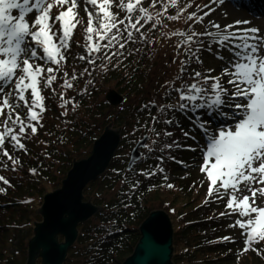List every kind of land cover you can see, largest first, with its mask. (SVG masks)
Here are the masks:
<instances>
[{
  "label": "snow or ice",
  "instance_id": "snow-or-ice-1",
  "mask_svg": "<svg viewBox=\"0 0 264 264\" xmlns=\"http://www.w3.org/2000/svg\"><path fill=\"white\" fill-rule=\"evenodd\" d=\"M224 2L212 0V3ZM143 3L144 0H0V155L13 165L18 164L19 160L9 153L6 143L13 149L26 152L22 140L30 139L37 134L39 127H43L40 121L47 110L43 91L51 89L55 94L52 85L57 80L56 73L61 72L67 63L66 53L70 51L77 26L84 24L79 18L81 4L87 15V26L84 27L85 53L78 55V59L95 64V58L101 54L108 60L123 56L127 45L136 43L137 39L145 44L153 43L142 29L148 24L152 28L161 25L159 17L162 13L157 11L153 16ZM157 3L165 12L169 6L178 9L177 15L167 17L169 20L180 18V0H151V7L155 8ZM121 11L124 12L123 18L120 17ZM214 11V8L210 9L203 15L192 12L186 17V23L202 24L204 18ZM209 23L216 31L172 32L171 36L182 37L173 47L177 53L183 49L189 61L202 64L199 53L204 41L201 37H211L208 50L212 51L215 45L216 58L226 64L221 73L211 76L194 69L189 71L188 63L180 60L179 74L162 86L161 99L174 98V103L152 100L142 107L148 110L152 125L179 127L185 138L195 140V136L190 135L192 129L184 131L176 119L179 113L192 121L193 128L204 135L206 143L200 149L203 153L201 172L206 173L209 181L207 196L213 201H226L225 207L230 211L222 212L221 216L239 217L229 227H238L245 237L242 251H257L253 245L264 242V207L257 206V197H264V29L251 26V21L247 20H236L224 26L214 21ZM164 35L167 38L169 34ZM224 49L231 54V59L220 54L219 50ZM212 71L209 69L208 73ZM84 73H88V68ZM67 77L65 71L61 87L71 88L73 85ZM75 79L77 77L73 74L72 80ZM60 98L63 101L60 107L66 108L70 101L64 99L63 93ZM152 108L156 109V115L152 114ZM62 115H67V111ZM204 116L210 119L205 120ZM213 119L221 121L215 132L208 127ZM150 130L157 138L174 136L167 127L162 132L155 127ZM151 143L155 145L157 140ZM142 147L150 153H162L157 156L160 162L157 167L160 173H164L161 166L165 159L163 153L167 152L169 158L175 160L171 150L186 145L173 139L170 143L163 142L158 149L147 143ZM135 162L133 158L129 166ZM31 171L36 172L35 169ZM139 175L152 177L157 173L141 170ZM163 178L168 179L166 175ZM0 181L10 186L4 176H0ZM138 184L139 180L133 182L131 188ZM167 187L173 188L174 185L168 184ZM5 191L0 187V193ZM208 202L206 199L205 203ZM222 239L234 242L231 237Z\"/></svg>",
  "mask_w": 264,
  "mask_h": 264
},
{
  "label": "trees",
  "instance_id": "trees-1",
  "mask_svg": "<svg viewBox=\"0 0 264 264\" xmlns=\"http://www.w3.org/2000/svg\"><path fill=\"white\" fill-rule=\"evenodd\" d=\"M211 1L187 0V7H195L200 11L203 9L202 12H207L206 9L211 5ZM233 1L240 6L247 7L250 1L253 0ZM205 5H208V7H204ZM143 6L152 10V12L162 10L165 12L159 3H157L155 8H152L151 0H144ZM170 7L171 10L175 9V7ZM113 10L115 11V9ZM179 10L180 15L183 14V17L177 22L174 20L172 24H168L171 28L176 25L175 32H183V29L189 28L188 25L193 29L198 27V33L205 32L204 24L186 23L185 12L187 13V11L191 10L188 9L185 12L181 8ZM176 13L174 11L172 14H169L166 11L165 14L169 16L177 15ZM120 17L123 18L121 15ZM167 17L165 18L164 14H162L159 18L160 20H166ZM157 29V27L152 28L151 24L146 25L142 29L153 43L145 44L143 41L137 39L136 43L127 45L126 50H123V56L113 57L111 60H108L101 54L95 58V64L90 63L93 69L89 66L86 67L88 68V73L78 71L83 72L85 75L82 76L83 78L76 75V90H69L68 93L74 97L77 91L90 86L88 91L80 100H74L67 94L63 95L64 99L69 100L71 104L78 105L80 110L71 111L70 118H47L44 122L41 120L43 127L38 128L37 134L34 135L36 138L23 142L27 151L18 149L20 153L18 154L22 159L16 164L15 174L8 180L10 182V186L8 185V201L0 202V209H10L5 213L6 215L20 217L18 224H11L13 227L18 225L17 228L19 229L20 226H28L32 221L33 212L39 207L46 194V184L44 182L55 172L53 166L58 165L59 171L63 169L67 172L73 166L72 150L70 148L66 152L64 150H57L55 147L56 141L59 144L65 143L63 146H67L68 141H74L78 147L79 144L97 140L90 130L91 123H95L96 121V116L102 114L103 105H98V98L96 97L101 91V83L110 85L116 82V89L125 96L124 103L119 107L120 110L116 112L115 118L116 123L119 124V128L122 130V142L118 150H122L125 146H133L142 135L145 136L147 134L150 136L148 145L154 149H158L163 142L170 143L173 139L186 145V147L181 149L171 150V156H174L175 160L170 159L167 152L163 153L165 159L161 166L164 168V173H160L157 167L160 164L157 156L162 155L159 151L150 153L146 149L141 161L130 172L124 169L123 164L126 165V163H121L119 156L114 157L109 169L100 177V183L108 189L112 197L109 200L104 198L96 200V204L101 210L88 222L79 226L78 240L74 247L69 250L65 264H124L134 254L141 239V225L157 209L166 210L170 217L173 218L174 224H176V227H173L172 264H179L183 260H187L188 264H192L193 262H197L198 264L213 263L215 261L213 256L214 251L219 246H222L217 235H207L208 231H215L221 226L222 221L219 218L223 217L220 215L222 212L218 211L214 213L212 207L205 203V200L208 199L207 192L203 191L201 185L193 183L189 176L190 173H188L190 171L188 169L190 155L195 153L196 150L192 151L188 149L187 146H189L190 140H186L181 132V128L175 126L168 127L159 123L152 125L148 110L142 107L150 101L148 98L150 93H153L150 96L157 103H174V98L172 100L161 99L164 93V88L162 87L165 85L164 82L161 83L160 81L159 84L155 85L149 83L150 59L152 61L154 56H157L159 48L163 46V44H159L161 37L156 33ZM187 31L191 32V30ZM81 37V33H78L79 40H81ZM176 38H178L176 41L182 40L180 36ZM208 38L206 36L201 37L204 41L201 49H204L206 53L201 55L203 61L200 68V64L193 62V60H188L183 49L179 53L175 50L177 66L180 67V60H185L189 65V71L196 70L197 68L196 71L209 74V64L204 58L209 56L208 53L213 55L209 57L214 58L216 53L214 54L205 49ZM196 46L200 47V45ZM136 49H139V51H134ZM129 53L132 54L130 55ZM158 66L159 64L157 63L156 67L158 68ZM99 71L104 73L105 76H99L98 78L97 74ZM89 73L91 74L89 75ZM178 74L179 72L172 75L168 81H171ZM62 76L64 77V74ZM161 77L164 79V76ZM185 79H187V76H185ZM179 83L180 81H177V84ZM58 88L55 90L57 91ZM134 96H137L140 100L137 105L128 103ZM48 98L50 96L47 97V101ZM48 102L52 103V100ZM107 106L110 107L107 102H104V107ZM67 107L70 108L71 105H67ZM97 107L99 108L98 111H96ZM46 111L55 117L61 113V111L59 113L56 102H54L51 109L48 106ZM151 111L153 115H156L155 108H152ZM78 113H82L81 116ZM59 115L58 117H60ZM202 118L205 120L210 119L207 116ZM176 119L179 120L182 128L192 124V121L179 113L176 114ZM63 120H68L75 127L73 133L68 138L65 136L66 133L63 132L64 129H58L55 126L61 125L60 121ZM219 121L213 119L214 123ZM152 127L161 132L167 127V130L173 132L174 136L170 138L164 136L157 138L150 130ZM132 128L136 129L135 132H130ZM199 133L201 134L200 131ZM152 140H157V144L152 145ZM41 143L43 144L41 145ZM179 161H183L184 163L181 164ZM143 166L144 170L156 171L157 175L152 177L139 175ZM119 167L120 169H118ZM31 169L36 170L35 174H33ZM165 175L168 178L170 176L175 177L170 183L174 185L173 188L167 187V180L163 178ZM137 180H139L138 186L134 189L131 188L132 183ZM95 184V182L89 184L87 189L90 190ZM1 256L3 257V255ZM186 256L188 257L185 258ZM11 259L7 255L2 260H5L8 264H16L11 262Z\"/></svg>",
  "mask_w": 264,
  "mask_h": 264
},
{
  "label": "rangeland",
  "instance_id": "rangeland-1",
  "mask_svg": "<svg viewBox=\"0 0 264 264\" xmlns=\"http://www.w3.org/2000/svg\"><path fill=\"white\" fill-rule=\"evenodd\" d=\"M257 0H253L250 1V3L248 4V6H240L239 4L235 3L233 0H225V2L223 4H219V3H212L211 1V5L206 9L207 11H209L210 9H215L214 12H211V14L209 16H207V18H204V21L202 24H204L205 26V30L208 31H216L214 28H212L211 24L209 23V21H214L216 23L221 24V26L227 25V24H231L236 20H247L250 21V19H248L250 12H253L256 4H254ZM260 1V0H258ZM145 7V6H143ZM181 8V10H184L183 12L187 11L188 9L191 11H187V13L185 12L186 16H188V14L192 13V12H196L197 15H202L203 12L200 11L199 9H196L195 7H187V0H180L179 3V9ZM196 10H195V9ZM250 9V10H246ZM57 10L54 9V12H56ZM79 11V18H82L84 21L83 25H78L77 29L75 30L74 36H73V42L71 44V48L70 51L68 53H66L67 55V63L64 65V68L61 72L56 73L57 75V80L54 81L53 85H52V89H56L57 87H59L57 89V91L55 90V94H53L51 89L48 90H44L43 91V95L46 97L45 100V106L46 109L49 106V109L52 108L54 102L57 103V108H59V113H60V117H55L52 114H48L47 111H45L42 115V119L43 122L47 120V118H70V112L71 111H78L80 110V108L77 106L73 107V104L69 103L68 106L71 105V107H66V108H61L60 104L63 102L60 98V94H67L69 95L68 91L72 90L75 91L76 90V85H77V80H72V76L73 74L75 75H79L80 78H83L82 76L85 75H81V73L83 72H78V71H84V69L89 66L91 69H93L92 66H90V63L88 61H82L78 59V55L80 54H84L85 53V49L83 47L84 43H85V32H84V27L87 26V15L86 13L83 11V4H81L80 9H78ZM153 16H155L157 11L152 12V10H149ZM169 14H172L174 11L177 12L178 9L175 7L174 10H171V7L169 8V10H167ZM162 14H164V17L166 18L168 15H166V12L159 11ZM14 14H18L15 13ZM177 14V13H176ZM120 15L123 17L124 16V12L121 11ZM183 17V14L180 15V18L178 20H175L176 22L179 21L181 18ZM160 19V18H159ZM162 24L161 25H157V31L156 33L158 34V36L161 37V39H159V44H163L162 47L159 48V51L157 53V56H154V58L150 59V63H151V69L149 71L150 77H149V83L152 85L155 84H159L160 81L161 83L165 81H168V79L172 76L175 75L176 73L179 72V68L177 66V63H173V59L175 57V48L173 47V45L178 42L176 41V37L178 36H171L172 32H175L174 30H176V25L171 28V26H169L168 24H172L173 20H169L168 18L166 20H161ZM260 22L256 25H254L251 22V26H256L259 27L261 29H264V17L261 18V20H259ZM167 22V23H166ZM189 28L183 29L184 31L187 30H195L196 32H198V27H196L195 29H193L192 27H190V25H188ZM78 33H81L82 37L81 40H79L78 38ZM165 33H168V37H165ZM77 36V37H76ZM172 42V43H169ZM211 42V37L208 38V42L205 45V49L207 48V45ZM196 45H193V47ZM198 47V46H196ZM220 54L223 55L225 58L227 59H231V54L226 50H219ZM214 54L217 52V49L215 47V45H213V50L211 51ZM206 52H204V49H201L199 56H200V60L203 61V58L201 57L202 54H205ZM151 55V54H150ZM209 56H213L211 53H208ZM207 56V58H204V60L206 62H208V68L214 70L211 73H209L211 76H217L221 73V70L223 67L226 66L224 61H221L219 59L216 58V54L215 57H209ZM158 60V62H157ZM193 62H195L193 60ZM205 62V63H206ZM159 64L158 68L156 67V64ZM201 67V64L199 65V68ZM98 70V69H97ZM100 70V69H99ZM197 70V68H196ZM67 71L68 73V81L73 85L71 88H65V87H61V85L64 84V77L62 76L64 74V72ZM98 78L99 76H105L104 73H102L101 71L98 72ZM164 76V79L161 77ZM97 78V80H98ZM227 77L224 78V80L226 81ZM98 82L100 83V81L98 80ZM75 86V87H74ZM101 91L96 95V97L98 98V105L102 104L103 105V109H102V114L97 115L96 116V121L95 123L92 122L91 123V132L94 136V138L98 139L105 131V129L109 126L110 123H113V129H118L119 128V124L116 123L115 118H116V112L118 110H120V108H114V107H104V102H106V95L107 93L114 89L117 92H119L116 89V82H113L112 84L108 85V84H104L101 83ZM226 87H231L230 85L225 84ZM90 86L85 87L84 89L77 91V93L73 96L69 95L70 98L75 99H81L82 97H84V95L86 94V92L88 91V88ZM72 93V92H71ZM120 93V92H119ZM121 94V93H120ZM124 99L125 96L123 94H121ZM150 95H153V93H150ZM148 96L149 100L152 101V97ZM50 96V98H48L49 100H52V103L47 101V97ZM140 100L137 96L132 97V99H130L128 101L129 104L131 105H137L139 104ZM240 102V101H237ZM125 106V105H124ZM98 107L96 108V111H98ZM67 111V115H62V113L64 111ZM227 111H231V109H226ZM79 114V113H78ZM82 113L79 114V116H81ZM65 116V117H64ZM61 125H55L56 127L64 129V133L65 136L68 138L70 136V134L73 133V129L75 128L73 125H71L68 120L66 121H60ZM40 123L42 124V122L40 121ZM221 123V121L214 123L212 122L210 124L209 130L211 132H215L216 128H217V124ZM225 123H231V121H226ZM40 128V127H39ZM184 131H189L190 129H192V131L190 132V135L195 136V140L193 139H188L186 138V140H190L188 145L191 146V148L196 149L195 153H192L190 155V161L188 163L189 167L188 169H190V171L188 173L190 178L192 179L193 183H196L198 185H201L203 187V191L205 190L206 192L208 191V187H209V181L206 178V173H202L201 172V166L203 164V153L201 152V147H203L206 143L205 137L204 135L201 133H199L198 129H194L193 125L191 124L188 127L183 128ZM136 129L132 128L130 132H135ZM148 135V134H147ZM149 136V135H148ZM144 135H142L136 142L135 144L131 147H124L122 150H118L115 154L116 156H119V160L121 163L125 162L126 165L123 164V167L125 170H127V165L129 162V156L131 154L132 149L135 147V145L137 144L138 141H140L141 139H143ZM36 137L31 136V140L35 139ZM30 139H24L22 140V142H25L30 140ZM149 140H150V136H149ZM96 141V140H95ZM94 141V142H95ZM94 142H90V143H82L79 144V146L77 147L75 145L74 141H68L67 142V146H63L65 143L63 144H59L58 141H56L55 147L57 150H64L65 152L68 151V148H70L72 150V158L73 161H82L85 159L89 158L90 153H92V149H93V145ZM149 143V141L147 142V144ZM43 143H41L42 145ZM5 147L7 148V150L9 151V153L13 156V158H17L18 160H21V156L19 155L20 153L18 152V149H13L9 144L6 143ZM43 147V146H42ZM17 150V152H16ZM146 150V149H145ZM145 150H141L142 151V156H144V152ZM19 153V154H18ZM23 154V153H21ZM72 161V165L74 164V162ZM120 163V165H122ZM71 165V166H72ZM17 165H13L11 161H9L6 157H3L2 155H0V176H4L7 180H9V178L14 175L16 171L13 170L16 169ZM70 166V167H71ZM54 168V173L48 178V180H46V182H44L46 184V194L49 193H53L56 190L60 189L62 187V182L64 181V179L67 176V171H64L63 169H59L61 171L58 170V165L57 166H53ZM72 168V167H71ZM120 169V167L118 168ZM117 169V170H118ZM142 170H144V166L141 167ZM175 179L174 176H170L167 179V184H170L173 180ZM101 179H99L98 181H96L95 186H93L92 188H90V190H88V186L84 191V202H89L91 201V203L95 206H97V202L96 200H99L101 198L104 199H108L112 197V195L110 194V192L108 191V189H106L101 183H100ZM98 183H100L98 185ZM0 187H3L6 189L5 192L0 193V202H7V196L9 195L8 192V185H4L2 181H0ZM8 193V194H7ZM44 196V197H45ZM209 199V198H208ZM44 203V198L42 199L39 207H37V209H35V211L33 212V217H32V221L28 224V226H20L19 229L17 228V226H11V224H18V222L20 221V217H14L12 215H6L5 213L8 212V210L10 209H0V264H8L5 262V260L3 261V257H7L10 256V258H12L11 262L16 263V264H26L27 260H28V250H29V242L30 240L34 237V230H35V223H40L43 221V216L41 214H37V212L39 210H41L42 206ZM226 201L221 202V201H213L212 199L209 200V202L207 203L208 206L212 207L213 212L217 213L218 211H221L223 213H226L227 210L225 207ZM257 206H261L264 207V197H257ZM98 207V206H97ZM157 211H164L166 212V210L164 209H157ZM167 213V212H166ZM168 214V213H167ZM169 215V214H168ZM221 215V214H220ZM170 217V215H169ZM171 221L173 224V227H176V224H174V220L172 217ZM239 218L236 215H232L229 216L227 214L223 215V217H220L219 219L222 221L221 226L216 229L215 231H208L207 235H217L218 239L221 241L222 246H219L218 248H216V251H214L213 256H214V262L210 263V264H264V242H260V244L258 245H253V248H256L257 251H253V250H249L247 252H243L242 250L245 248V237L241 235V230L236 227V228H231L229 227L230 224L234 223V221ZM176 222V221H175ZM224 237H231L232 241L234 242H228L223 240L222 238ZM59 241L63 242V238L59 237ZM3 255V257L1 256ZM188 256H186L185 258H187ZM187 260H183L182 262H180L179 264H188L186 262ZM66 263V262H65ZM64 263V264H65ZM37 264H42L41 259L39 258L37 261ZM192 264H198L197 262H193Z\"/></svg>",
  "mask_w": 264,
  "mask_h": 264
},
{
  "label": "water",
  "instance_id": "water-1",
  "mask_svg": "<svg viewBox=\"0 0 264 264\" xmlns=\"http://www.w3.org/2000/svg\"><path fill=\"white\" fill-rule=\"evenodd\" d=\"M106 102L111 107H120L124 97L116 90H110ZM149 136L137 142L129 156V161L136 162L129 166L130 172L142 159L143 144ZM122 142V130L113 129V123L94 142L88 159L73 161L72 168L62 182V187L44 197V203L37 212L43 221L35 223L34 237L29 242L26 264H64L68 252L78 240L80 225L92 219L101 208L91 201L84 202V191L87 186L100 179L109 169ZM141 239L134 254L124 264H172L174 229L171 218L164 211L153 212L140 227ZM63 238V242L59 241Z\"/></svg>",
  "mask_w": 264,
  "mask_h": 264
},
{
  "label": "bare ground",
  "instance_id": "bare-ground-1",
  "mask_svg": "<svg viewBox=\"0 0 264 264\" xmlns=\"http://www.w3.org/2000/svg\"><path fill=\"white\" fill-rule=\"evenodd\" d=\"M254 4H256V7L253 12H250L248 19H250V21L254 25H256L260 22L259 20H261V18L264 17V0H260V1L257 0ZM246 10H250V9L246 8Z\"/></svg>",
  "mask_w": 264,
  "mask_h": 264
}]
</instances>
